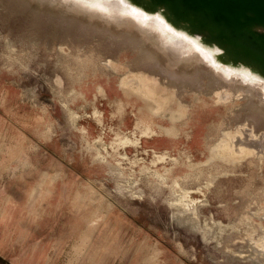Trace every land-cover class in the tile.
Segmentation results:
<instances>
[{
	"label": "rangeland",
	"instance_id": "rangeland-1",
	"mask_svg": "<svg viewBox=\"0 0 264 264\" xmlns=\"http://www.w3.org/2000/svg\"><path fill=\"white\" fill-rule=\"evenodd\" d=\"M25 1L22 8L0 0V264H257L241 256L264 225V110L256 104L264 95L243 80L247 74L213 76L184 50L186 74L173 68V88L188 108L173 128L176 104L155 116L151 102L121 87L123 71L107 64L145 69L149 77L169 73L139 59L171 37L164 22L147 25L150 35L142 37L104 22L103 0L85 9V0ZM174 35L171 41L180 40ZM194 75L201 79L195 93L210 92L213 82L244 92H221L223 105L195 99L191 87H180ZM230 96L247 100L224 103ZM95 109L109 127L101 139L88 118ZM137 116L162 132L140 139L131 171L112 148L111 130L131 136ZM224 131L234 134V148L241 142L255 153L237 161L222 158L224 150L215 154ZM153 150L166 152V161L152 165Z\"/></svg>",
	"mask_w": 264,
	"mask_h": 264
},
{
	"label": "bare ground",
	"instance_id": "bare-ground-1",
	"mask_svg": "<svg viewBox=\"0 0 264 264\" xmlns=\"http://www.w3.org/2000/svg\"><path fill=\"white\" fill-rule=\"evenodd\" d=\"M16 1L21 5L22 8H24L23 7L24 6L23 4H25L27 2L25 0H16ZM57 1H58L57 3H59L60 5H65V4L68 3L67 1H69V0H57ZM74 1L77 3L76 0H74ZM93 1L95 2V0H85L86 3L84 2V4H82L81 7L85 9V8L88 7V5L90 3H93ZM71 2H73V1H71ZM102 2L104 4V5L102 4L104 7H101V8H103L101 11H102V13L106 14V17H105V20L106 21H104V22H106V23H114V24H116V22H119L120 25H126V26H129L130 28L132 27V28H134V30L139 35L141 34L142 37H145L146 36V33L148 34V31H149L148 29L149 28L147 29V25H150L152 27L159 20L156 17H148V16H146L145 14H143L141 12H138V11L132 9V8H129L128 6H124L120 2V0H103ZM82 3H83V1H82ZM97 3H98V1H97ZM72 5H73V3H72ZM97 5L99 6V3ZM76 6H79V4L76 5ZM69 8H70V6H69ZM75 8H77V7H75ZM75 8H73V9H75ZM82 8L79 9L80 10V14H83L81 12V10H84V9H82ZM93 8H92V10H93ZM98 9H100V8L98 7ZM98 9H96V10H98ZM90 10H91V7H90ZM93 11L90 12V13H93ZM94 12H96V11H94ZM74 13L78 14L77 11H75ZM96 16H98V15H96ZM98 19H99V17H98ZM166 30L170 32L171 37H169V39L163 38L160 41V43H158L157 46L156 45L155 46H152L151 45L152 47H150V51L147 50L148 52L146 51L143 55H141V58H139V59H142L143 58L142 60H144V61H145V59H151L150 62L153 60L152 63H154V61H155V63L153 65L156 66V67H158V68H160V66L162 67V66L167 65L168 69H170L169 73H167L168 72L167 71L166 73H159V77H154V76L153 77H149V75L146 74L145 69L143 71H138L137 70L138 68H135V66H132V65L131 66H127L126 64H121L120 65L119 62L113 61L111 59L107 60V64H108V66H110L112 68L119 69V70L121 69L123 71L122 72V76H121V80H120L121 87L124 88V89H126V90H130L131 92L138 94L142 99H144V100H146L148 102H151L153 104V107H151V109H152V112L155 114V116H157V115L158 116H161V115L163 116L164 113L166 112V105L167 104H169V103L170 104L171 103L172 104H176L178 107H177V109L172 110L171 117H170L171 120L173 121V128L174 127L176 128L177 125H175V123H176L177 119L182 114H185V112H186V110L188 108L187 105L186 104H183L182 102H180V100L177 97V92L178 91H177V89H175V88H178V86L175 84V82H177L176 81L177 78L175 77V75H173L175 73H177V74H183V75L186 74V70L184 69V65L186 63L187 57L184 55L185 54L184 53V50L187 51L188 53H191V54L196 55V57L198 56L200 60H203L206 63V65L208 64L211 67L210 68L211 69V74H213V76L220 75L221 73L227 72L228 69L226 67H224V66H222L220 68V65L215 64L214 61H213V59H212V57H211V53L208 52V51H206V50H204L198 43H196L192 39H188L185 36H182V35L177 34V36L180 37V40L171 41V40L176 39V36L174 35V33H176V32L173 31L169 26H167ZM152 33H154V32H152ZM148 35H150V34H148ZM152 37H154V36L152 35L151 36V39H153ZM153 42L155 44H157L156 43L157 42L156 39H154ZM149 44H150V37H149ZM189 58H191V57H189ZM189 58H188V60H189ZM140 62H142V61L140 60ZM148 62H149V60H148ZM133 64H135V62ZM145 65H149V64L146 63ZM153 65L151 67H149V69L150 68L153 69ZM176 66H178V68H176ZM208 67H207V69H208ZM173 68L174 69L175 68L178 69V71L175 69L176 72L174 73L173 72L174 71ZM149 69H147V71H148V73H151V71ZM164 69H165V67H164ZM163 71H165V70H163ZM198 72H199V70H198ZM207 72H208V70H207ZM231 72H232V75L233 76H236L237 75L236 72H233V71H231ZM155 73H157V72H155ZM209 74H210V71H209ZM200 75H201V73H200ZM194 76L193 77H190L188 81L183 80V78L182 79L179 78L183 82V83L180 84L181 86L180 85L179 86L182 87V88L191 87V89L189 88L190 89L189 91H191L190 93H192V96H194L195 99L196 98L197 99L198 98H201L200 100H202V101L209 100V101H212V104L213 105H223L217 99L218 96L220 98V95L219 94L221 92L225 93L228 96H229V94H232V93L234 95H236V93H242V92H244L243 89L240 86L235 87L234 84L232 85V87L230 85V88H228V89H223L222 87L221 88L220 87H214L215 83L213 82V83H211V85L213 84V86L212 87L210 86L211 87L210 88L211 90L209 89L210 92H208V91H207V93L204 92L205 94H203L202 91H201L200 94L199 93H195L193 91L195 89V88H193L194 87V84H196V82L197 81H200L201 79L198 80L199 79V75H196L195 77ZM243 76H242L243 80L246 81L247 79H250V81H252V83L255 85V87L257 89L256 91H257V94H258V95L256 94V96H259L260 97L262 95V97H263V95H264L263 94L264 93V85L262 83H260V82L255 81L253 78H251L248 75L247 76L246 75H243ZM204 78L205 77H203L202 80H204ZM208 78H210V75H209ZM193 81H195V82H193ZM211 81H212V79H211ZM208 82H209V80H208ZM216 83H217L216 85H222V84H218L219 83L218 81ZM186 85H188V87ZM202 86H203V84H202ZM204 86H206V85L204 84ZM173 87H175V88H173ZM196 90L198 91V89H196ZM245 90L247 91L246 88H245ZM201 95H206L207 98H203V97H201ZM225 97H227V96H223L224 99H226ZM248 97H250V96H248ZM259 97H258V99H259ZM231 98H233V97H231ZM246 98H233V100L232 99L231 100H227V101H224V103L226 102L227 104H232V103H234V101L238 102L240 99H246ZM249 102H253V100L252 101H249ZM246 104H247V101H246L245 105ZM256 104H258V106H259V108L261 110H264V101L259 100V101L256 102ZM240 105L242 106V104H240ZM240 105H238V106H240ZM229 106H226V107L229 108ZM231 107H233V106H231ZM236 107H237V104H236ZM258 112L259 111H257V113ZM92 114H93V116L92 117L89 116L88 118L90 120H93L96 123V130H97L98 133H100V134H98L99 135L98 138L101 139V135H103L109 129V127L107 126V124L104 123V120L102 118L103 115L101 116L100 110L95 109V110H93ZM113 114L110 115V116L113 117L114 116ZM255 114H256V111H255ZM135 121H136V124L134 125V128L130 132L131 133V136H127V135L122 136L118 131H114L113 129L111 130L112 133L114 132L113 134L115 136L114 141L112 142V148L115 151L118 152L120 158L122 160H124V162H127V163L130 164L129 169L131 171H134L135 165H137V162L136 161H137V159H140L138 157L139 154H140V152H141L140 151L141 149H139L140 139L142 137H151V136H153L155 134H160L162 132L161 129L160 130H155L154 127H153V123H151L149 119L144 118V116H141V117H138L137 116V118H136ZM222 121H224V120H222ZM222 124H224V123H222ZM222 129L224 130V128H222ZM167 132L170 133L171 132V129L167 130ZM224 132H225L224 133L225 136L223 137V139H221V140H223V142L220 143V144H218L216 146V148L214 147L215 148V154L220 155L219 153H221L222 150H224V153H222L223 155L221 154L222 155L221 156L222 158L230 159L232 161H235V160L237 161L240 157L242 158V155L255 153L254 149H250L248 147H245L244 145H241V142H238L237 143V146L239 145V147L237 149L234 148V142H233L234 134H232L231 132H226V131H224ZM263 135H264V133H263ZM220 136H221V134H220ZM218 140H220V138ZM258 140H260V139H254V140H251V141L252 142H254V141H257L258 142ZM251 141H250V143H251ZM263 142L262 143L260 142V145H262ZM254 143H256V142H254ZM247 144H249V142ZM252 145H253V143H252ZM128 146L129 147L130 146H133L134 147V153H133L134 154L133 155L134 157L133 158H130L129 155L127 154V148H128ZM259 147H261V146H259ZM261 148H259V150H261ZM153 151H154L153 158L151 160V164L152 165L153 164H157L158 162H164V161H166V159L168 157V155H167L166 152L165 153L164 152L161 153V152H156L155 150H153ZM145 153H148V151H145ZM237 153H239L240 155H238ZM226 161H228V160H226ZM186 193H188V192H186ZM186 193H184V196H185L184 198H186V196H187ZM183 203H185V202H183ZM181 205H182V203H181ZM261 231H262V233L260 234V236L258 237V239L251 240L249 242L247 241L249 243V245L247 244L248 250H246L247 252L243 256H241V258H243V259L245 258L246 260L252 261V262L254 261L257 264H264V225L261 226ZM253 234L254 233H252L250 235V237H252ZM231 260H232V258H231Z\"/></svg>",
	"mask_w": 264,
	"mask_h": 264
},
{
	"label": "water",
	"instance_id": "water-1",
	"mask_svg": "<svg viewBox=\"0 0 264 264\" xmlns=\"http://www.w3.org/2000/svg\"><path fill=\"white\" fill-rule=\"evenodd\" d=\"M264 85V0H120Z\"/></svg>",
	"mask_w": 264,
	"mask_h": 264
}]
</instances>
